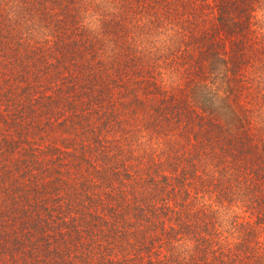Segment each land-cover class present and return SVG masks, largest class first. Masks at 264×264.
<instances>
[{
	"label": "trees",
	"instance_id": "obj_1",
	"mask_svg": "<svg viewBox=\"0 0 264 264\" xmlns=\"http://www.w3.org/2000/svg\"><path fill=\"white\" fill-rule=\"evenodd\" d=\"M4 2L0 264H264V0Z\"/></svg>",
	"mask_w": 264,
	"mask_h": 264
},
{
	"label": "clouds",
	"instance_id": "obj_2",
	"mask_svg": "<svg viewBox=\"0 0 264 264\" xmlns=\"http://www.w3.org/2000/svg\"><path fill=\"white\" fill-rule=\"evenodd\" d=\"M20 6H21L20 0H5L3 4L4 13L7 15L8 19L12 23L19 22V24L22 25L24 29H27V32L25 33L26 36L28 35V33L34 34V28H33L34 20L24 19L22 14L19 11ZM84 23L88 25L90 30H95L98 27L95 17L91 18V23H89L88 19H86ZM42 31L47 33L46 29H42ZM175 31H178V29ZM175 31L172 29H169V35H175ZM48 39L51 41L52 37L48 36ZM178 79H179L178 76H173L169 78L167 83L170 85L171 83H173V81L178 82ZM186 247L188 248L189 251H191V247H192L191 244H188ZM187 255L188 253L186 252L185 257H187Z\"/></svg>",
	"mask_w": 264,
	"mask_h": 264
}]
</instances>
